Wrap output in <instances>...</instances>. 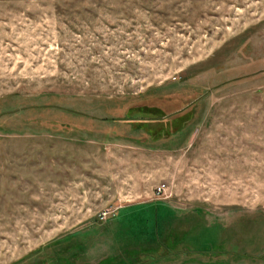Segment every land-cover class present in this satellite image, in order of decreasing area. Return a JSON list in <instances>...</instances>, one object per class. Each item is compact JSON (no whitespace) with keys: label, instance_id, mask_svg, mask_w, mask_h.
<instances>
[{"label":"rangeland","instance_id":"1","mask_svg":"<svg viewBox=\"0 0 264 264\" xmlns=\"http://www.w3.org/2000/svg\"><path fill=\"white\" fill-rule=\"evenodd\" d=\"M0 264H264V0H0Z\"/></svg>","mask_w":264,"mask_h":264},{"label":"trees","instance_id":"2","mask_svg":"<svg viewBox=\"0 0 264 264\" xmlns=\"http://www.w3.org/2000/svg\"><path fill=\"white\" fill-rule=\"evenodd\" d=\"M144 124H146V122L144 123ZM167 210V209H166ZM169 212V211H168ZM157 215H159L158 213H157Z\"/></svg>","mask_w":264,"mask_h":264}]
</instances>
